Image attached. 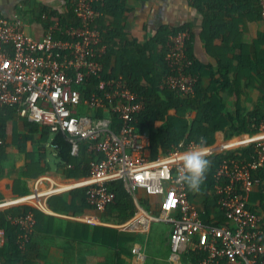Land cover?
<instances>
[{
  "label": "built area",
  "instance_id": "built-area-1",
  "mask_svg": "<svg viewBox=\"0 0 264 264\" xmlns=\"http://www.w3.org/2000/svg\"><path fill=\"white\" fill-rule=\"evenodd\" d=\"M100 1L73 0L76 21L58 33L55 27L59 22L55 20L39 37L25 32L20 17L0 12V107L11 105L19 116L39 123L50 133L62 132L73 155L83 151L89 156L85 186L89 206L105 210L115 201L111 186L115 179L122 180L134 199L139 190L158 196L157 214L137 203L124 224L147 231L157 218L168 221L169 264H176L186 250L187 238L198 233L199 264H264V230L248 206L251 188L261 182L254 171L264 166V117L251 139L236 145L254 144L255 155L250 160L225 156L216 164L215 204L228 224L205 223L200 209L189 198L187 186L175 179L178 156L194 141L184 148L175 145L154 158L147 155L149 138L134 123L143 106L141 95L121 73H104L107 43L94 26L102 14L94 4ZM257 1L264 18V0ZM42 17H47L46 11ZM190 40L187 28L169 33L164 55L168 67L164 83L182 95L193 94L198 79L191 70ZM3 145L0 135V147ZM50 184L40 188L36 183L26 195L0 201V206L22 202L28 207L7 215L18 228L20 248L27 245L34 228L33 208L45 210L47 197L59 191L54 189L55 183Z\"/></svg>",
  "mask_w": 264,
  "mask_h": 264
},
{
  "label": "crops",
  "instance_id": "crops-1",
  "mask_svg": "<svg viewBox=\"0 0 264 264\" xmlns=\"http://www.w3.org/2000/svg\"><path fill=\"white\" fill-rule=\"evenodd\" d=\"M224 1L227 2L211 1L212 9L205 13L194 5V0H120L119 17L111 21L120 24L125 39L134 44L127 46L126 56H121L119 61L136 60L139 56L137 49L151 40L152 46L146 49L145 54L156 62V67L159 66L160 51L153 41L157 30L161 26L187 25L192 30L188 52L199 70L201 86L204 89L217 86L221 80L220 65L224 68L235 64L238 56L246 53L254 63L256 45L264 48V43H259L264 31V18L257 0ZM67 3L73 4V0H0V12L11 18L20 17L25 32L39 37L47 28L36 17L42 7L62 13ZM214 19L219 27L225 29L206 44L204 30ZM110 66L120 67L114 54L110 56ZM244 81L247 83V79ZM243 91L237 96L234 90H220L225 122L223 128L215 131L214 142L206 147L208 151L247 142L254 134L230 133L238 106L249 128L255 118L253 116L249 120L248 114L263 107L258 81L244 86ZM189 114L193 117L196 111ZM26 119L15 112L0 132L4 139L0 150V201L18 199L32 191L36 183L40 188L55 183L54 189L59 191L47 197L45 210L33 208L35 224L25 247L20 248L17 244V226L9 221L0 226V264H169L170 223L157 218L147 231L135 225H125L124 222L134 212L131 213L122 197L115 198L105 210L89 206L84 194L88 175L62 162L52 143L53 134L43 131L39 123L34 131H30ZM144 132L148 136L147 131ZM179 146L185 147L183 143ZM162 153L159 151L157 156ZM146 154L150 156L149 148ZM41 168L45 170L39 171ZM189 198L200 209L204 222V218L211 222L225 221L213 198L190 191ZM23 206L26 205L18 202L0 206V210ZM248 206L257 214L264 230V179L261 178V182L251 188ZM9 214L14 213H7L6 218ZM200 238L199 233L187 238L186 250L180 254L176 264H196Z\"/></svg>",
  "mask_w": 264,
  "mask_h": 264
},
{
  "label": "trees",
  "instance_id": "trees-1",
  "mask_svg": "<svg viewBox=\"0 0 264 264\" xmlns=\"http://www.w3.org/2000/svg\"><path fill=\"white\" fill-rule=\"evenodd\" d=\"M119 1L120 0H102L94 5L102 11L94 23L105 41L107 42V52L104 55V73L106 75H116L121 73L142 97L143 106L135 117L134 123L141 131H147L149 138L150 157L157 156L159 151L167 152L170 148L181 143L186 146L190 141L199 142V138H203L204 146L214 142L215 131L224 127L223 104L221 102L220 90L231 89L239 96L243 93L244 86L251 85L254 81L259 83V91L262 96V109H255L248 114L249 120L254 116L253 126L249 128L245 125L240 114L239 106L237 107L236 118H233V124L230 127L231 132L238 134L241 132L255 133L258 130L261 117H264V48H259L256 45L253 56L256 58L254 63L249 60V54L239 55L237 63L226 65L224 68L220 65L219 72L221 80L217 86H212L209 89H204L199 81V76L195 85L194 93L182 95L178 89L171 88L164 83L165 76L168 74V67L164 59L166 52L167 36L169 33L177 32L180 29L187 28L192 33V30L186 25L181 27L161 26L154 35L153 41L160 51L159 66L156 67V62L150 59V56L145 54L146 49L151 48V40L144 47L138 48L139 56L136 60H122L121 56H126L127 46L133 45L134 42L127 41L124 37L122 26L111 21L113 18L119 17ZM211 1H219V4L226 3L224 0H194V5L201 11L209 12L212 8ZM258 3V1H257ZM46 11L47 17L43 18L42 13ZM211 16V15H210ZM42 21L45 27L53 25L55 20H58V25L55 30L59 33L60 30L67 26L70 22H75L73 14V4L67 3L62 13H58L54 9H49L43 6L39 14L36 16ZM108 19V20H107ZM110 19V20H109ZM204 30V39L206 44L210 43L216 36L224 31L225 28L219 27V24L214 21L209 22ZM260 42L264 43V31L260 36ZM137 46V44H135ZM116 55L117 61L120 63L119 69L110 66V56ZM221 64V63H220ZM191 70L198 75L195 63ZM244 79H247L245 83ZM87 92L82 91L83 95ZM173 110L174 112H169ZM196 111L195 116L191 117L190 112ZM261 110H263L261 112ZM15 113V108L11 105L0 107V132L3 131L4 125L11 120V116ZM262 120V119H261ZM113 121L117 119L113 117ZM250 122V121H249ZM26 125L30 131H34L38 123L26 119ZM43 131L50 133L49 130L42 126ZM230 133L228 135H230ZM52 143L54 144L57 155L64 163L71 164L75 169H81L84 175L89 174L87 165L89 156L86 154L73 155L71 153V144L65 134L56 132L53 134ZM1 150V147H0ZM255 155L254 144L249 143L245 146L235 147L233 149H224L219 153L209 156L210 167L205 175L203 183L200 185L199 191H191L192 194L203 193L207 197L215 200L216 192L214 184L217 178L214 175L215 167L218 160L225 156H232L237 160H250ZM41 168L39 171H44ZM254 175L264 179V166L255 170ZM111 186L116 193V200L120 197L125 198V205L134 212L137 203H142L152 209L157 214L159 212V197L146 194L144 191L137 192L136 198H132L126 190L121 179H115L111 182ZM86 189V188H85ZM84 189V194H85ZM148 197H154L149 200ZM27 208V206L11 207L0 210V226L8 224L6 218L7 213H18ZM205 223H215L217 225L228 224V220L223 222H211L205 219ZM198 251V250H197ZM195 259V263L199 264V253Z\"/></svg>",
  "mask_w": 264,
  "mask_h": 264
},
{
  "label": "clouds",
  "instance_id": "clouds-1",
  "mask_svg": "<svg viewBox=\"0 0 264 264\" xmlns=\"http://www.w3.org/2000/svg\"><path fill=\"white\" fill-rule=\"evenodd\" d=\"M209 156L203 138H199L198 143L194 142L189 149L179 154L176 182L186 185L191 191H199L210 167Z\"/></svg>",
  "mask_w": 264,
  "mask_h": 264
},
{
  "label": "rangeland",
  "instance_id": "rangeland-1",
  "mask_svg": "<svg viewBox=\"0 0 264 264\" xmlns=\"http://www.w3.org/2000/svg\"><path fill=\"white\" fill-rule=\"evenodd\" d=\"M51 134H52V133H51ZM240 146H242V145H240ZM235 147H239V146H235ZM235 147H225L224 149H233V148H235ZM222 150H223V149H219V150L213 152V154H216V153H218V152H220V151H222ZM210 155H212V154H210Z\"/></svg>",
  "mask_w": 264,
  "mask_h": 264
},
{
  "label": "bare ground",
  "instance_id": "bare-ground-1",
  "mask_svg": "<svg viewBox=\"0 0 264 264\" xmlns=\"http://www.w3.org/2000/svg\"><path fill=\"white\" fill-rule=\"evenodd\" d=\"M75 182H73V184H74Z\"/></svg>",
  "mask_w": 264,
  "mask_h": 264
}]
</instances>
